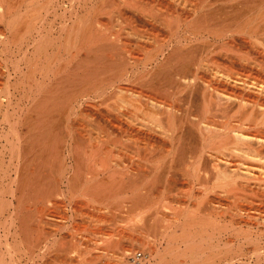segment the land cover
Listing matches in <instances>:
<instances>
[{
  "label": "bare ground",
  "instance_id": "obj_1",
  "mask_svg": "<svg viewBox=\"0 0 264 264\" xmlns=\"http://www.w3.org/2000/svg\"><path fill=\"white\" fill-rule=\"evenodd\" d=\"M228 13L232 15L229 18ZM259 23H264V0H0V172L14 171L16 174L15 178L10 177L11 173L6 177L12 178L7 184L12 186L8 195L15 198L14 188L19 185L20 197L22 200L27 198V192L31 195L36 191L32 186L36 185V173L32 172H49L50 71L58 76L59 73L76 75L80 80L72 83L71 91L82 85L86 90L82 87L83 92L76 90L71 94L66 91L62 96V103L67 102V112L62 119L64 125L60 126L61 132H66L63 131L61 137L64 135L62 142L69 155L78 152V141L85 138L82 130H78L80 127L69 126L72 124L69 118L84 105L94 110L103 103L105 105L106 87L114 86L116 94L125 96L127 99L123 102L138 114L134 123L128 122L131 116L125 108L126 126L108 117L109 125L98 128L100 131L94 134L91 148L84 150L88 156L82 165L88 167L89 176L80 191L82 202L98 204L104 213H113L112 208L141 206L148 210L153 208V214L161 218L159 222H166L163 233L158 231L168 246L160 250L154 243L143 254L140 264H185L188 261L192 264H264V214H259L263 210L249 211L251 208H244L242 202L244 191L258 186L264 189V135L246 131L255 126L264 129V76L248 82L231 75L224 76L227 78L199 75L208 61L225 64L232 73L237 71L238 76H246L249 68L251 72L257 70L264 74V38L257 37L264 34V27H261L264 24L258 28ZM196 41H201L199 44L208 49L204 52L206 55H191V49L182 51L181 48L196 47ZM51 63L56 65L51 66L53 69L49 68ZM162 91H167L172 99H164ZM179 94L187 98L199 97L206 103L208 111H222L223 119L203 110L186 122L181 121L176 100ZM97 99H101V103ZM18 124L28 125V134H22ZM113 128L126 142L133 140L137 144V171L135 165L129 167L126 160L113 158L114 153L123 151L129 158L128 147H124L126 142ZM186 148L188 152L183 153ZM5 151L10 155L8 164L3 160ZM79 153L75 154L78 156ZM167 155L168 162L165 160ZM78 161L76 159V164L81 165ZM131 172L139 174L143 189L130 186ZM178 172H184L187 178L197 176L196 172H208V178L215 180L211 189L214 196L220 200L230 198L233 208L227 210L224 204L209 200L197 202L200 217L192 215L195 210L187 211L190 215L184 212V216L186 213V216L194 217L193 220L182 222L183 210L178 207L174 209V216L171 215L173 218L164 215L165 212L160 210L167 203L163 193H174L179 181ZM165 173L168 175L167 188L163 185ZM204 182L196 186L203 192L208 190ZM49 191L45 188L39 201L47 204L54 196L57 203L76 201L74 190L56 191V195L53 192L50 199ZM80 198L77 197L79 201ZM4 200L0 201V216ZM11 202L9 206H13ZM142 213L144 211L138 215ZM225 214H230L231 218ZM14 217L8 218L12 221ZM244 220L249 227L242 223ZM7 234L8 227L4 237H8ZM231 236L234 237L232 240L229 239ZM8 245L6 243V247ZM250 245L251 248L247 247ZM2 255L0 264H5ZM128 255L130 251L125 250L115 261L127 264Z\"/></svg>",
  "mask_w": 264,
  "mask_h": 264
},
{
  "label": "rangeland",
  "instance_id": "obj_2",
  "mask_svg": "<svg viewBox=\"0 0 264 264\" xmlns=\"http://www.w3.org/2000/svg\"><path fill=\"white\" fill-rule=\"evenodd\" d=\"M52 16L53 15H51L50 17L53 19ZM223 16L224 17L228 16V18H229L232 15H230V13H228L227 16H225V15H223ZM260 24L261 23H259V25H257L258 28H260V26L263 25L264 23H262L261 25ZM261 27L263 28L264 25L261 26ZM160 32L163 34V31H160ZM164 34H165V31H164ZM263 36H264V34H262V33L257 35V37L260 38V39L264 38ZM201 41H199V42H201ZM199 42L194 43V44L197 45L196 47H195V45H193V47L191 46V47H188V48H181V49H182V51H184V49L185 50L191 49L192 50V51L190 50V54L191 55H193V54L197 55V56L206 55V53H207L206 51H208V49L204 45H202V43L199 44ZM198 45H200V46H198ZM201 48H202V52H201ZM181 49H179V50H181ZM199 50H200L201 54H200ZM204 52H206V53H204ZM206 64L207 65L205 66V68L203 70H200V72H199L200 76H204L205 77V75H206L207 77H216V75H217V77H221V76L224 77V76L231 75V76H234V77H240V79H244L246 81L249 80L248 82H253V81H255L254 79L262 78L264 76V74L258 72L257 70H252L253 72H251L250 68L248 69L250 73L249 72L246 73L245 74L246 76H244V75L243 76L242 75L238 76L236 70H234L236 72H233L234 73L233 74L231 72V69L230 68L228 69V67H226L225 64H223V65H222V63H218L217 64V63H214V62H211V61H208ZM51 66L53 67V66H56V65L54 63H51L49 65V68ZM52 67H51V69H53ZM206 68L208 70H206ZM224 70H226V71H224ZM204 71H206V72H204ZM50 72L51 73L49 74V89H50V91H49V97H50V99H49V117H50L49 118V141H50L49 142V172H32V174L36 173L35 174L36 177L34 178V181H35L34 183L36 185H32V186L35 187L36 191H34L35 195L33 193L30 195L28 192H27V194L33 200L29 196L28 197L26 196L27 198H23V200H22V198L20 197L21 195L19 194L20 192L17 191L19 185L16 186V183H14V184L11 183L14 187L16 186L14 189H16V194H17L15 196V198H11L12 196H10V194L8 195V193H9L8 190H10V186L11 185L8 186L7 184L10 183L9 179L12 180V178L14 176H16V174H15L14 171H7V172H9L8 174L11 173L10 177H12V178H10V177L6 178L8 176V174L6 172L5 173L3 172L6 175H5V177H3V180H2V176H4V174L2 172H0V190H1L0 191V198H2L0 201L2 202V200H4V198H5V200L3 201L4 202L3 205H1L2 206V212H3L2 214H4V215L1 214V216H0V223H2L1 226H0V234H1L0 235L1 236L0 237V254L1 255L3 254L2 256L5 258L4 259L5 260V264H99V263H103V264H118L117 261H115L116 256H118L120 254H123L125 250H129L130 254L134 253L135 251H137L139 249H141L144 253H146L150 249L151 246H154L153 245L154 243L156 244L155 247H157L159 249L161 248L160 250L165 249L164 247H167L168 245L164 242L163 236H162L161 233H163V231H164V224H166V222L165 223H164V221L159 222V221H161V218L156 217L153 214V212H154L153 208H149V210H148L147 208L141 207V206H138V207L137 206H133V207L132 206H124L122 208L118 207V209L117 208H112L111 210H112L113 213L109 214L107 212L104 213V211H100V209L101 210H104V209L100 208V205H98V204H96V205L93 204L92 205V204H87L85 202H82L83 198H82V192L81 191L84 188V184L88 181L87 176H89L88 167H86V166L84 167V164L82 165L83 160H85L87 158V156H88L87 154H86L87 156L85 155L84 150L91 148V145L93 144L92 142L94 141V139H93V137L95 136L94 134H96L98 131H100L99 129L101 127L104 128L105 125H109V121H108L109 119L114 120L118 124L120 123L121 125L126 126L125 122L128 120V118H127L128 116H124L125 115L124 113L127 110H128L127 113H129L128 114L129 117L131 116L130 117L131 119L129 118L130 120H128V122L134 123L132 121H134L133 119H136L138 117V114L135 111H133L134 109L132 107H128L127 104L125 102H123V99H127V98H125V96H124V98H122L123 96L121 94H116L117 92H116L114 86L106 87L104 89V90H106V94H107L106 95L107 96L106 97L107 101H106L105 105L103 103L99 107H97V109H95V110L92 109V108H88V107H86L84 105V106H82V108L79 107L78 110H76L77 112L75 111V113H76V115L74 114L75 118H73L74 116L73 117L71 116L72 118L71 117L69 118L71 120L70 123H72V124L69 123L70 120L68 119L69 120L68 123L70 124V125L68 124L69 126H71V125L74 126L75 125V127L76 126L80 127V128H78V130H80V131L82 130L81 132H83V134L85 135V138H81L78 141V143H79L78 145H77V143L75 144V145H77L79 147L78 152L74 151L77 154L80 152L79 155H81V154H83V155L81 156V158H80L79 155L77 156V154H75V153H73V155L71 156V155H69V153H67L66 146L62 142L64 135L61 137V135L66 132L64 130H62V132L64 131L63 133L61 132V127H62L61 125L63 124V120H62L64 118L63 116L67 112V110H66L67 107L65 105V104H67V102L63 101L65 103V104H63L62 103V99L64 97L63 94H65L66 91H68V92L70 91V92H72L71 94H73V93H76L75 92L76 90H79V91L81 89L83 90L84 87L82 85L81 88L79 87L80 89L78 88V89H74V91H71V90H73L72 89L73 88V84L72 83H74L75 81L80 80L79 76L68 75V74L67 75H65V74L61 75L59 73V76H60L59 77L58 75L53 74L54 72L52 70ZM207 72H208V74H207ZM224 72H225L226 75L224 74ZM219 74H220V76H218ZM53 75H55V77ZM208 75H211V76H208ZM61 77L64 80L61 79ZM59 78H60V81H59ZM224 78H227V77H224ZM68 80H70V81H68ZM84 81H87V80L84 78ZM59 82L62 83V84H60ZM63 82H66V83H63ZM69 82H71V83H69ZM80 82L81 81H79V83ZM68 83L72 84V85H69ZM115 83L116 82H114L113 85ZM64 87H65L66 90L64 89ZM82 90L80 92L85 91L86 88H84L83 91ZM108 91H109V93H108ZM50 93L54 94L55 96L50 94ZM167 94H168V96H167ZM51 96L53 98H51ZM161 96L164 99L165 98H167V99L171 98V96H169V93L167 91H162ZM56 99H57L58 102L55 101ZM116 99H118L119 101L116 100ZM97 100H98L97 101L98 103H101V101H100L101 99H97ZM176 100L178 102L177 103V109L180 112L179 116H181L180 117L181 121H182V119L184 121L188 120L190 116H194V115H198L200 113H203V110H204V113L206 112L208 115H211V114L215 115L216 114L218 118H222L223 119V115L222 114H224V113L222 111H219V110H212V111L209 110L208 111L206 103H204V101L202 102V100H200L199 97H198V99H196V97L187 98L184 94H179L178 95V99L176 97ZM53 101H55L57 104L55 102H53ZM93 101L95 102L96 100H93ZM192 101H194V102H192ZM120 102H121V104H120ZM193 103H195V104H193ZM109 104L112 105V106H110ZM200 106H201V108H200ZM62 108L64 109V111H63ZM120 108H121V110L123 108V110L121 111ZM125 108H126V111H125ZM127 108H129V109H127ZM190 109H192L194 112H197V113H194L192 110H191L192 112H190ZM199 109H200V111H198ZM53 110H55V111H53ZM109 110H111L112 113ZM51 114L52 115L54 114L53 117H52ZM111 114H113V115H111ZM186 115H187V117H186ZM118 116H120V117H118ZM139 116H140V114H139ZM108 117H109V119H108ZM222 119H220V120H222ZM185 122L180 124V125L185 124ZM25 125L26 124H23V125L22 124H20V125L18 124L19 131L23 132L22 134H28L27 132H29L28 131L29 130L28 129V125H26V126ZM53 126H55V127H53ZM73 126H71V127L73 128ZM59 127H60V129H59ZM75 127L73 129H75ZM251 128L252 129L247 128L246 131L251 132L250 130H252V132L259 133V135H261V133H262V135H264V131H262L264 129H262L260 126H255V128L254 127H251ZM50 130H52V131H50ZM78 130L76 129V131H78ZM84 130H86V131H84ZM256 130H258V131H256ZM114 132H116L117 135L119 134L118 137L120 139L122 138L120 133H118L117 129H114ZM86 140H87V142H88V140L90 141L89 145L86 142ZM121 140H124L126 142V140L123 139V138ZM51 141H52V143L54 142L53 145H52ZM82 141L83 142L85 141L83 145H82V143H83ZM124 141H122V142L124 143ZM126 143H127V145H126ZM126 143H124L125 144L124 147H128L127 152L129 151L128 152L129 153V158L125 157L124 151H123V153H119V154L114 153L113 154V156H114L113 158L114 159H118L119 158V159H122V160L124 159V160H126L125 162L127 163V165L128 166L130 165L129 167H131V165L132 166L135 165L136 161L137 162L139 161L138 160L139 159V152H138L137 144L133 140H128V142H126ZM85 144H87V145H85ZM192 144L193 143H191V145ZM167 145H169V144L167 143ZM63 146H65V147H63ZM191 147H193V145ZM52 148H54V149H52ZM187 152L188 151H187V148H186V150H184L183 153H187ZM6 154H8L7 151H5V154L3 156V160L5 159L4 161H6V163L8 164L9 159H10V157H9L10 155L9 154L6 155ZM74 154H75V156H74ZM120 154H122V155H120ZM74 157L77 160H79L78 162L81 165H79V164L77 165L76 164V159ZM168 157H169V155H167V157L165 159V160H167L166 162H168V159H169ZM69 159H70V162H69ZM73 159H75L74 160L75 162L73 161ZM55 161H57V162H55ZM130 161L132 163L134 162V164H131ZM64 165H66V166H64ZM72 168H73V170H72ZM135 168H136V165L134 167V170L137 171V169H135ZM62 170L64 171V173L62 172ZM80 171H82V172H80ZM178 173H180L179 174L180 176L178 175V178H179L178 180L179 181L177 182V184L175 186L174 193L169 194L166 191L163 193V196L165 198H167L166 202L169 203V204L165 203L166 206L163 205L160 208L161 212H165L166 213V214L164 213V215H167L168 217H171V215L175 211L174 209H176L178 207V209L183 210V215L180 218L181 221L183 220L182 222H184V220L185 221H188V220H191V219L193 220L194 217L193 218H192V216L188 217V215L186 216V213H188L190 210L191 211L195 210L196 214L194 213L192 215L200 217L201 214H197L198 211L200 210L198 208L197 202L207 203L209 200L213 201V202L217 201L216 203L220 202L221 204H224V206L227 208V210H229V208L230 209L233 208L232 207L233 204H232V201H231L230 198H223V199L220 200L219 198L214 196V192L211 189H212V187L214 185V181L215 180H213L211 178H208V176H209L208 172H196L197 176L196 175H194V176L191 175L188 178H187V176L183 175L184 172H178ZM62 174H63V176H62ZM132 174L135 175V177ZM166 174L167 173H165V182H163V185L167 188L168 187V184H167L168 183L167 182L168 181L167 180L168 179V175H166ZM130 175L133 178L130 181L131 183L129 182L130 186H132L133 188H140L142 182L140 180L141 178L139 179V174H135L134 172H131ZM59 177L61 178V180H60ZM75 177H76V179H75ZM190 177H192L193 179L190 178ZM62 178H63V182H62ZM198 179H200V180H198ZM208 179H209V181H208ZM210 180H212L213 183ZM199 182H204L205 184H207L208 190L203 192L202 189L197 188L196 186H198ZM60 183L61 184L63 183L62 184L63 186ZM209 183H211V184H209ZM4 185H5V187H4ZM21 185H23V184L21 183ZM160 185H161V187L163 186L162 184H160ZM22 187H24V185ZM45 188H46V190H50L49 191V199L51 198V196L53 197L54 194L56 195V193L59 192V191H62V190L64 191L65 190V192H67V190H74L73 192L75 193V196L77 195L75 197V199H74V201L75 200L76 201L75 202H71V203L68 202V201H62V202L57 203L54 200L55 199V196H54L53 198H51V201H55L56 203L52 202V204H51V201L49 200L50 202L45 204L44 202H41L42 200L39 201L40 195H43V194H40V193L43 192ZM140 189H143V187H141ZM258 191H260V192H258ZM53 192H54V194H53ZM76 192H77V194H76ZM4 194H6V195H4ZM187 194H188V196H187ZM243 194H244V196L243 195L242 196L245 197V198L242 197V199H243L242 202L244 203L243 206H245L244 208L249 207V208H251V209L247 208L249 211L256 210L255 212H257V213L262 209L263 212L260 211L259 214L260 213L264 214V201H263L264 200V189H263V187L261 188V187L258 186V187H255L253 190H246V191L243 192ZM36 196L39 197V198L35 199ZM206 196H207V198H206ZM77 197L78 198L81 197L80 198L81 202L77 199ZM194 197H196L198 199L195 200ZM200 197L202 199H200ZM250 197H251V199L253 198L254 200L253 199L251 200ZM203 198H204V200H203ZM213 198H215V199H213ZM6 199L7 200L9 199V201L6 202ZM10 199H12L11 200L12 202L10 201ZM18 200H20V201L17 202ZM34 200H36L38 202H34ZM251 201H253V202H251ZM260 201L261 202L263 201L262 202L263 204ZM10 202H11V205L13 204V206H9ZM32 202H34V204H32ZM251 204L252 205L254 204V205L252 206ZM96 206H99V207H96ZM27 207L29 209H27ZM4 208H5V210H4ZM13 210H16V212L14 211L16 214L13 212ZM140 211H144V213H142L141 215H138V213H140ZM184 212H186L185 213L186 217L184 216ZM190 213H188V214L190 215ZM106 214H109V215H106ZM150 214H152V215H150ZM227 214H225V216L228 217L230 214L229 215H227ZM10 215H13V217L15 215H17L18 217H14V220H12L13 221L12 222V221H10L11 219L8 218V217H10ZM6 216H7V218H6ZM172 216H174V215H172ZM227 217H226V220L229 221L227 219ZM41 218H44V220L46 218V220H45L46 222L42 221L43 219H41ZM131 218H132V221H130ZM155 218H156L157 222H156ZM171 218H173V217H171ZM5 219L6 220L8 219V220L6 221ZM195 219H197V218H195ZM152 222H153V224H152ZM244 222H245V220L242 221V223H244ZM12 224H14V225H12ZM244 224H246V222ZM29 225H30V227H29ZM246 225H245L246 227H249L248 224H246ZM9 226H11V227L9 228ZM7 227H8V234L9 235L7 234L8 237L7 236L4 237V235L7 233ZM262 227L263 226H261V229L264 228V227L263 228ZM177 229L180 231L181 227L178 226ZM9 230H10L11 233L9 232ZM158 230L160 232L161 231L162 232L160 233ZM27 231H28V233H27ZM12 232H15V233L12 234ZM17 233H18L17 236L14 235V234H17ZM4 238H7V239H4ZM232 238H234V237L231 236L229 239L232 240ZM8 242H9V245L11 244L10 246L8 245ZM6 243H7V245L9 247H11V251L9 250L8 246L6 247ZM247 247L251 248L252 246L250 245V246H247ZM189 262L192 264L191 261H188V263L187 262L186 263L190 264ZM127 264H128V257H127Z\"/></svg>",
  "mask_w": 264,
  "mask_h": 264
},
{
  "label": "built area",
  "instance_id": "obj_3",
  "mask_svg": "<svg viewBox=\"0 0 264 264\" xmlns=\"http://www.w3.org/2000/svg\"><path fill=\"white\" fill-rule=\"evenodd\" d=\"M143 254L144 252L141 249L130 254L128 264H140V259L142 258ZM99 264H103V263H99Z\"/></svg>",
  "mask_w": 264,
  "mask_h": 264
}]
</instances>
